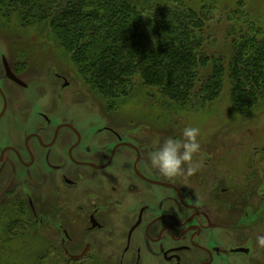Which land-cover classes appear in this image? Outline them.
<instances>
[{
    "label": "flooded vegetation",
    "instance_id": "1",
    "mask_svg": "<svg viewBox=\"0 0 264 264\" xmlns=\"http://www.w3.org/2000/svg\"><path fill=\"white\" fill-rule=\"evenodd\" d=\"M5 62L25 83L3 57L5 77L28 89L26 83L24 87L7 77ZM67 86L64 80L63 88ZM0 98L1 122L10 110L1 87ZM11 114L7 131L0 133V176L12 170L0 202L17 192V185L12 187L17 169H24L23 176L34 185L43 178L40 207L28 190L26 198L18 193L10 203L19 211H29L35 224L58 232L55 248L66 261L264 264V248L256 244L257 236L264 235V192L263 200H257L253 194L257 184L249 183L239 191L233 171L213 180L211 187L210 167L216 157L210 153L212 147L200 152L202 164L194 157L197 172L169 180L149 163L150 153L161 144L148 145L138 136L140 131L108 125L82 129L69 113L39 112L31 120L32 115ZM226 148L221 158L226 159ZM253 157L256 154L250 153L245 158L248 169L255 166Z\"/></svg>",
    "mask_w": 264,
    "mask_h": 264
},
{
    "label": "rangeland",
    "instance_id": "2",
    "mask_svg": "<svg viewBox=\"0 0 264 264\" xmlns=\"http://www.w3.org/2000/svg\"><path fill=\"white\" fill-rule=\"evenodd\" d=\"M183 1L196 11L207 8L204 42L202 45L197 42L201 50L199 59L202 56L198 61L202 83L192 92L193 96L198 95V99L183 107L170 104L156 89L145 88L138 81L128 98L110 109L96 91L84 84L70 57L56 48L48 33L42 32L43 29L38 26L22 28L19 22L13 20L10 25L0 27V87L8 97L10 107L0 122V133L7 131L6 124L11 113H19L24 118L32 115L30 120L34 116L37 119L39 112L74 114L76 123L82 129L108 125L122 131H140L138 136L152 146L162 144L170 136H181L186 126H195L201 130L200 152L210 146V153L216 156L210 167L211 187H214L213 180L233 171L239 191L245 189L246 183L257 184L258 191L255 192L254 188L253 194L257 200H263L260 193L264 192V89L259 90L248 110H240L231 100L232 84L227 73L234 55L247 56L248 51H244L241 45L250 36L248 31L252 25L261 29L257 39L264 38V0ZM240 12L243 15L238 14ZM3 57L22 75L21 79L28 89L13 84L5 77ZM221 66L226 67V77L220 81L219 87L209 91L211 85L206 82L215 75L216 67L222 70ZM64 80L69 83L66 88H63ZM16 128L19 126L16 125ZM224 147H227L226 159L220 156L224 154ZM200 152L196 158L202 164L204 160L199 158ZM250 153L256 154L251 158L255 166L248 169L245 158ZM238 155L239 159L233 160ZM11 171L6 169L0 176V193L9 182ZM23 173L24 169L16 170L15 185L12 187L17 185V192L7 201L0 202V264H74L66 261L60 250L55 248L58 246V232L49 225L35 224L29 211L20 212L10 203L17 197L16 194L25 197L30 191L40 207L43 178L42 181L37 178L34 185L27 181Z\"/></svg>",
    "mask_w": 264,
    "mask_h": 264
},
{
    "label": "trees",
    "instance_id": "3",
    "mask_svg": "<svg viewBox=\"0 0 264 264\" xmlns=\"http://www.w3.org/2000/svg\"><path fill=\"white\" fill-rule=\"evenodd\" d=\"M207 19L206 7L196 11L183 0H0V27L13 20L25 29L41 27L110 109L138 81L170 104L183 107L198 99L192 92L202 83L198 43L204 42ZM260 31L252 25L241 45L247 56L237 53L228 64L231 100L240 110H248L264 89ZM221 68L207 80L209 91L224 81Z\"/></svg>",
    "mask_w": 264,
    "mask_h": 264
},
{
    "label": "clouds",
    "instance_id": "4",
    "mask_svg": "<svg viewBox=\"0 0 264 264\" xmlns=\"http://www.w3.org/2000/svg\"><path fill=\"white\" fill-rule=\"evenodd\" d=\"M201 130L195 126H186L179 137H168L149 155L151 168L169 180L198 171L199 164L194 157L201 150ZM256 244L264 248V235L257 236Z\"/></svg>",
    "mask_w": 264,
    "mask_h": 264
},
{
    "label": "water",
    "instance_id": "5",
    "mask_svg": "<svg viewBox=\"0 0 264 264\" xmlns=\"http://www.w3.org/2000/svg\"><path fill=\"white\" fill-rule=\"evenodd\" d=\"M5 67H6L7 77H8L10 80L16 82L17 84H19V85H21V86H24V87L26 86L25 83H23L20 79H18V78L12 73V71H11L10 67L8 66V63H7V62H5Z\"/></svg>",
    "mask_w": 264,
    "mask_h": 264
}]
</instances>
